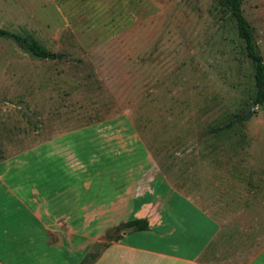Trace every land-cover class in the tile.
I'll use <instances>...</instances> for the list:
<instances>
[{
    "label": "rangeland",
    "instance_id": "rangeland-1",
    "mask_svg": "<svg viewBox=\"0 0 264 264\" xmlns=\"http://www.w3.org/2000/svg\"><path fill=\"white\" fill-rule=\"evenodd\" d=\"M242 10L264 59V0ZM0 28L54 54L0 37V88L32 97L19 104L21 123L134 134L157 173L219 221L264 201V104L243 115L254 69L220 0H0ZM105 233L87 262L117 235Z\"/></svg>",
    "mask_w": 264,
    "mask_h": 264
},
{
    "label": "crops",
    "instance_id": "crops-1",
    "mask_svg": "<svg viewBox=\"0 0 264 264\" xmlns=\"http://www.w3.org/2000/svg\"><path fill=\"white\" fill-rule=\"evenodd\" d=\"M7 91L0 88V264H79L106 231L132 219L149 228L121 232L91 264H264V201L219 221L157 173L134 134L118 139L111 125L70 130L53 120L32 130L17 116L31 94ZM87 130V140L69 137Z\"/></svg>",
    "mask_w": 264,
    "mask_h": 264
},
{
    "label": "trees",
    "instance_id": "trees-1",
    "mask_svg": "<svg viewBox=\"0 0 264 264\" xmlns=\"http://www.w3.org/2000/svg\"><path fill=\"white\" fill-rule=\"evenodd\" d=\"M220 2L234 18L238 37L243 41L246 57L250 60L254 69L255 96L252 103L255 105H262L264 104V59L257 48L252 27L243 14L242 0H220ZM0 37L13 39L18 45L23 47L35 57L45 59L52 58L54 56L50 50L43 47L30 36L24 37L0 28ZM236 118L241 120L243 119V115L237 114ZM148 228V220L132 219L128 222L119 224L114 229L117 232L116 237H118L123 231H145ZM114 238H111V240ZM90 255L91 254H89V256H87L80 264H91L95 254L91 258V261L87 262V259L91 257Z\"/></svg>",
    "mask_w": 264,
    "mask_h": 264
},
{
    "label": "water",
    "instance_id": "water-1",
    "mask_svg": "<svg viewBox=\"0 0 264 264\" xmlns=\"http://www.w3.org/2000/svg\"><path fill=\"white\" fill-rule=\"evenodd\" d=\"M254 106H255V104L252 103L251 106L244 111L243 115H249L250 111H251V107H254Z\"/></svg>",
    "mask_w": 264,
    "mask_h": 264
}]
</instances>
